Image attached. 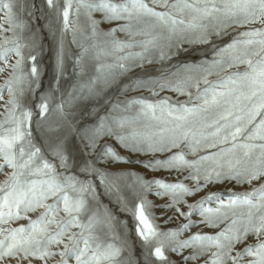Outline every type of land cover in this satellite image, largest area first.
<instances>
[{
    "label": "snow or ice",
    "instance_id": "obj_1",
    "mask_svg": "<svg viewBox=\"0 0 264 264\" xmlns=\"http://www.w3.org/2000/svg\"><path fill=\"white\" fill-rule=\"evenodd\" d=\"M0 264H264V0H0Z\"/></svg>",
    "mask_w": 264,
    "mask_h": 264
},
{
    "label": "rangeland",
    "instance_id": "obj_2",
    "mask_svg": "<svg viewBox=\"0 0 264 264\" xmlns=\"http://www.w3.org/2000/svg\"><path fill=\"white\" fill-rule=\"evenodd\" d=\"M40 2H41V0H35V3L37 5V7L40 6ZM45 10H47L46 5H45ZM194 55H196L197 58H199V56H200L199 53H196ZM48 63H49L48 58H47V56H45L44 59H43V61H42V65L41 66L44 67ZM50 75H51V72L49 70L48 71V74L43 76V80H44L45 85H47V82H48V79H49ZM212 78L215 79V77H212ZM136 94L137 93H131L130 95H136ZM145 95H147V93H145ZM170 95H173V97L175 98V95L174 94H170ZM180 99L183 100V99H185V97H180ZM137 170L144 171L143 169H137ZM149 175H151V174H149ZM156 175L163 176V177H167V173H163V172H158V173H156ZM245 187H247V186H245ZM241 190H243V189L237 188V191H241ZM105 203H107V201H105ZM157 214H159V213H157ZM121 218H125V217L122 216ZM127 219L129 221V225L131 226V224H132L131 217H127ZM193 231H196V229H193ZM204 231L208 232V231H212V230L205 228Z\"/></svg>",
    "mask_w": 264,
    "mask_h": 264
}]
</instances>
